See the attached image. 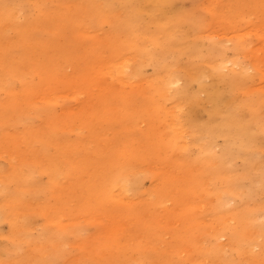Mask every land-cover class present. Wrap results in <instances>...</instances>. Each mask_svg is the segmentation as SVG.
Instances as JSON below:
<instances>
[{
  "label": "bare ground",
  "instance_id": "bare-ground-1",
  "mask_svg": "<svg viewBox=\"0 0 264 264\" xmlns=\"http://www.w3.org/2000/svg\"><path fill=\"white\" fill-rule=\"evenodd\" d=\"M248 1L263 16L257 33L261 53L243 67L240 60L226 58L230 48L225 43L210 38L204 49L198 44L200 35L191 36L189 29L200 33L205 25L226 21V18L222 21L226 6L233 18H241L240 11L245 9L247 0H194L195 6L189 11L180 6L182 0H0V92H4L6 99L0 100V104L10 114L26 108L25 112L47 116L49 135L31 129L30 139L40 144V151L55 147V153H48L46 160L35 158L28 163L23 158L18 165L10 161V175L0 169V195L10 200L0 207V223L10 222L18 249L22 247V239L29 241V229H32L24 211L37 193L34 174L36 170H44L49 178L47 188L53 189L51 195L56 205L46 213L51 226L39 232V239L49 238L51 244L31 251L32 257L43 259L39 264H57L65 257L67 237L86 229L81 225L82 214L92 218L104 215L108 221L107 243L97 251L94 264H138L139 258L133 262L127 259V251H136L137 255L143 252L142 258L149 257L144 243L160 235L161 229H171V218H181L192 229L191 224L199 225L190 196L203 188L215 197L214 244L208 251L214 263L237 262L227 256L226 247L232 245L245 259L249 256L253 262L264 264V244L249 233L255 231L259 238L264 237V203H251L258 190L264 192L260 157L264 146L261 143L264 139V0ZM100 22H108L113 35L105 42L103 53L130 51L134 55L121 57L115 63L109 62V56H102L100 37L95 30ZM46 34L48 39H41ZM91 34L98 39L93 42L99 47L84 43L91 48L79 52L82 47H77L75 42L69 46V40ZM128 34L127 44L119 41L120 35ZM239 46L236 43L233 49L239 52ZM15 47L22 52L20 55ZM72 64L84 72L72 76L66 70ZM147 66L154 67L156 72L150 81L144 75ZM253 70L261 80L259 86L254 85L255 78L249 74ZM28 73L38 75L39 82L29 84ZM205 78H210V82ZM18 79L23 89L15 92L13 86ZM181 81L184 84L180 85ZM193 83L198 86L195 91ZM64 90L66 96L78 100L77 96H83L82 106L73 113L71 121L81 123L88 137L92 132L91 138L99 143L101 136L98 134L97 139L95 131L115 127L113 135L117 137L120 133L122 137L119 147L109 152L97 146L83 151L84 140L69 143L63 130L66 126H58L55 114V105L63 96L59 92ZM228 93L241 94L243 100L227 101ZM135 102L141 105L140 109L134 108ZM196 107L208 113L207 122H199ZM142 123L146 128L139 130ZM217 138L224 141L220 151L215 146ZM5 139V146L14 147L20 155L21 141L12 135H6ZM25 143L30 148V140ZM193 144L200 149L195 160L199 165L190 155ZM235 158L243 160L241 172L233 166ZM148 162H157L160 173L153 176L155 193L147 196L141 188L144 179L150 176L146 172ZM25 167H28L26 172ZM180 168L187 172L184 189L179 188L184 182L178 172ZM240 177L253 178L260 187L244 190ZM218 179L223 185L217 189ZM167 193L174 196L176 209L164 215L166 223L155 227V218L148 220L145 216V228L142 227L139 199L145 201L151 197L152 203L159 207L173 200ZM143 194H146L144 200ZM234 197H240L238 207L229 206ZM231 218L237 221L233 229L227 227ZM186 226L184 233L188 234ZM194 229L201 232L199 226ZM223 238L228 241L222 242ZM176 243L171 246L172 251L182 248L181 241ZM152 249L162 253L159 247ZM165 264L175 263L166 259Z\"/></svg>",
  "mask_w": 264,
  "mask_h": 264
},
{
  "label": "rangeland",
  "instance_id": "rangeland-1",
  "mask_svg": "<svg viewBox=\"0 0 264 264\" xmlns=\"http://www.w3.org/2000/svg\"><path fill=\"white\" fill-rule=\"evenodd\" d=\"M246 4L247 5L245 9H243V11H240L241 18H233L231 15L232 11H230L228 6H226V17L224 16L222 20L224 21L226 18V21L218 23L217 25H205L201 28L200 33L196 32V30L194 29H189L190 35L195 36L199 34L202 39L199 41L198 44L204 49L207 47L209 41L208 39L210 38L217 40V42H221L223 44L225 43V45L230 48L226 53V58L230 61L240 60L243 67L248 66V64H251L254 60L253 56H259V54L261 53L259 52V48L261 47V39L259 38V35L257 33L258 31H260V25L262 24L261 21L263 16L253 9L248 0ZM180 6L186 11L192 10L193 6H195L194 0H182V2H180ZM235 16H238V14H236ZM232 18L235 20H233ZM145 26L149 27L150 25L145 24ZM95 30L97 32L96 35L100 37V47L95 42H93V40H95L94 34L89 35L90 37H81L76 38L75 40H69V46H73L72 42H75L77 47H82L79 51L81 52L88 48H91L90 46L96 44L99 48H101L100 50L102 56H109L110 63H115L121 57L130 58L129 56L134 55L133 53L131 54L130 51H122L118 52V54H112L109 53V51L107 53H103L102 51L104 50L105 42L113 36L111 25L108 22H100V24L96 26ZM42 36L43 37H41V39H48L47 34ZM128 38L130 39L129 34L126 36L120 35L119 41L127 44ZM78 42H80L81 44H78ZM84 43L90 46H86ZM236 43L240 44L238 48L240 50L239 52L233 49ZM132 44H134V41L133 43L130 42V45ZM33 47L37 50V53H40V49H38L36 46ZM15 50L18 53L17 55H20L22 53L18 50V47H15ZM76 66L77 67L72 64L71 67L66 69L67 72L71 75L73 74L72 76L84 72V70L82 69L78 70V65ZM249 72V74L255 78L254 85L259 86L261 80L258 78L257 73L254 70ZM144 75L148 79V81H150V78H152L153 75H156L154 67H145ZM205 80L207 82H210V78H205ZM27 81L29 84H36L39 82V77L34 73H28ZM182 84H184V81L180 82V85ZM13 87V90L15 92H20L23 89L21 80H15ZM147 87L149 86L147 85ZM192 87L194 91L197 90V83H193ZM59 93L63 96L67 95L66 90L60 91ZM63 96L62 99H60L55 105V114L56 118L58 119V126L60 127L62 124L66 126V129L63 130H66V135L70 141V144H72L73 142L79 143L84 140V143L82 145L83 151H85L86 147L90 149H96L95 146H97V148L105 152H109L113 148L120 146L118 145V143H121L122 137H120V133L116 134L117 137L113 135V133H116L115 127H102L99 130L95 131L94 136L97 139H99L98 134L101 136L100 143L91 138L92 132L91 135L88 137L89 133L87 130L83 129L81 123H75L71 121L73 113L78 111V109H80L82 106L80 102L83 96H77L78 98H80V100H78L76 97H72L71 95H68L66 97ZM225 99L227 101L235 100L239 102L243 100V96L241 94L238 95L228 93L225 96ZM0 100H2L1 102H4L6 100L4 92H0ZM39 105L40 104H38L37 106ZM134 105L135 109L141 108V105L137 104L136 102ZM19 110L20 111H18L16 114H10L7 111L6 106L0 104V169H5V174L9 173V175L11 174L10 161L17 162L16 164L18 165V163H20V160L25 158V162L31 163L34 162L35 158H41L42 160H46L45 157L48 153H55L54 146H49L48 150L40 151L38 149L41 147L40 144H35L34 139H30L32 133H30L29 130L31 129L34 130V132H42L46 136L49 135L50 123L47 122V119L49 118L47 116H44V114H38L37 112H25L26 108H22ZM195 112L197 119L200 123L207 122L208 113L205 110L196 107ZM22 118H25L26 121L23 122ZM216 121L219 122L220 119L217 118ZM77 127L78 129H76ZM138 128L139 130H143L146 128V125L144 123L139 124ZM6 135H12L21 141V145L19 146V149L21 151L20 155H18L17 151L13 149L14 147L12 148L11 146H9L7 148L5 146ZM29 140L32 143L30 144V148L29 146H26L25 143ZM261 143L262 145L264 144V139L261 141ZM223 145V139L217 138L215 140V146L217 151H220L223 148ZM6 149H9L10 152L8 153ZM262 150L263 151L262 153H260V157L263 160L264 168V146L262 147ZM190 153L191 158L193 156L192 160H194L195 162V160H197V158L199 157L200 149L195 144H193ZM82 154L85 153L82 152ZM195 163L198 165L200 164L198 162ZM233 166L238 172H241L244 169L243 160L241 158H235ZM159 167L160 166L157 162H148L146 172L150 176L144 179L143 186L141 188L142 192L146 193L147 196L150 194V192H153V194L155 193L156 183L153 180V176H155L157 173H160ZM27 168L28 167L24 168L25 172L27 171ZM36 171L37 172L34 174V181L36 182L35 186L37 188V193L34 196V199H30L32 204L30 206L27 205L24 211L26 215L25 220L30 219V222L32 223V229H29L31 230L28 236L29 241L26 239H22V241H20L22 247L18 249L17 246H15L16 242L13 239L17 236L13 232L14 229H11L10 222L8 220H4L2 223H0V264H39L40 262H43V259L32 257L31 251H34V248L37 246H48L52 242L47 240L49 238L40 240L39 232H42L45 228L48 229L47 227H49V225L51 226L46 213H48V211L52 209V205H56V200L51 195V190L53 189L50 188L49 190V187L47 188L49 184V178L47 174L44 172V170ZM178 172H180V176H182L184 181L179 188L184 189L185 186H187V182L185 183L184 174L186 175L187 172L186 170L184 171V169L182 168H180ZM240 180L241 187L244 190H248L249 188L258 189L257 187H260V183L253 178L250 180L248 178L240 177ZM208 185H210L209 189L213 190L211 184L208 183ZM221 185H223L222 181L218 179L216 183V188H220ZM13 192L15 193V189ZM146 194H143V196H141L142 200H144ZM167 196L172 197L173 200L165 202L159 207H156L155 204L152 203L151 197L145 201H141L139 199L137 207L139 217H142L144 221L140 224L142 227L145 228V226L143 225L145 223V216L148 218V220L155 218V227L159 226L160 224L166 223V218L164 215H168L169 213L167 212L171 211L172 209H176V203H174V196L171 193H167ZM253 197L254 198L251 199V203H254V205H256L257 203H264L263 191L258 190ZM214 198L215 197L209 195L207 193V190L204 188L201 190V192L194 194L192 193L190 196V204L192 205L191 208H194L196 216L199 219V225L198 222H195L194 224H191V226H194L193 229L196 228V226H199L201 232H199L197 229L193 230L190 225L186 226L187 223H184L181 218H171L169 222V224L171 225V229H161L160 235H157V237H154L151 240H147L144 243V247H147L146 251L149 254L150 258L148 256L146 258H142L141 256H143L145 253L142 252L137 255L136 251L129 249L127 251L129 252L126 256L127 259L133 262L136 258H139L138 264H165L166 259L172 260V262H174L175 264H218L214 263L215 261L212 259L210 253L208 252L211 246L214 244L213 235L215 233V230L212 229V224L216 220L214 219L215 213H213V206L215 204ZM234 199L235 200H231L229 202L230 207L239 206L241 201L240 197H234ZM9 202L10 200H7L2 195H0V207H3L4 205L6 206L7 204H9ZM182 205L183 204L181 203V206ZM80 216L82 219L81 225L85 226L86 229L78 235L72 234L67 237L65 245L66 255L64 258L58 260L57 264H94V262L98 259L97 251L99 249L102 250L105 248V244L107 243L108 239V234L106 232V225L108 222L107 218L104 215L98 216V219L87 217V214H82ZM262 220H264V215L262 216ZM227 225L228 228L233 229L237 226V221L231 218L230 220H228ZM185 226L188 229V234L184 233ZM236 230H238V228H236ZM249 233H251V236L253 238H256L258 242L264 244V237L259 238L258 232L249 231ZM230 235L231 234L229 233V230H227V237L230 238ZM192 237L194 239H191ZM156 238L157 240H155ZM90 239L91 241H87ZM221 240L222 242L228 241L226 238H223ZM176 241H181L182 248H179L176 251H172L171 246L176 243ZM157 247L162 250V253H158L157 251L152 249ZM226 251L227 256L229 258L237 260V262L233 264L243 263L246 260V264H261L260 262H253L252 259L249 258V256L248 259H245V256H240L239 250H237L236 247L232 245L226 247ZM36 254L39 255L38 252Z\"/></svg>",
  "mask_w": 264,
  "mask_h": 264
}]
</instances>
